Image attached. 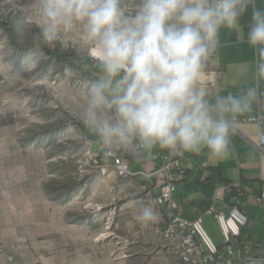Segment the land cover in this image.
<instances>
[{"label": "clouds", "instance_id": "clouds-1", "mask_svg": "<svg viewBox=\"0 0 264 264\" xmlns=\"http://www.w3.org/2000/svg\"><path fill=\"white\" fill-rule=\"evenodd\" d=\"M250 0H141L130 13L123 0H24L21 11L34 47L64 42L81 33L88 53L102 68L87 92L81 122L94 135L90 145L108 157L124 152L137 161L153 149L230 154L235 117L250 111L255 88L240 98L218 97L214 107L203 85L205 62L221 27L239 28ZM248 44L258 47L264 78V11L254 9ZM36 61L25 71L33 73ZM230 113L232 118H225ZM111 114V117L110 115ZM145 227L159 219L141 205Z\"/></svg>", "mask_w": 264, "mask_h": 264}, {"label": "rangeland", "instance_id": "rangeland-1", "mask_svg": "<svg viewBox=\"0 0 264 264\" xmlns=\"http://www.w3.org/2000/svg\"><path fill=\"white\" fill-rule=\"evenodd\" d=\"M23 3L0 0V247L16 255L11 264H170L172 250L143 240L118 205L91 202L96 182L81 173L89 148L81 113L93 83L85 72L102 68L79 32L34 47ZM82 59L80 68L70 62ZM31 61L33 73L25 71ZM202 227L223 245L217 223L206 219Z\"/></svg>", "mask_w": 264, "mask_h": 264}, {"label": "crops", "instance_id": "crops-1", "mask_svg": "<svg viewBox=\"0 0 264 264\" xmlns=\"http://www.w3.org/2000/svg\"><path fill=\"white\" fill-rule=\"evenodd\" d=\"M254 9L264 11V0H250L248 9L239 17V28L221 27L219 29L217 48L211 51L204 68L208 80L203 87L207 90L206 100L212 107L215 106L218 97L232 95L240 98L252 88H255L257 92L250 111L235 117V130L230 133V154L225 158H220L207 149L200 153H190L182 150L170 152L156 147L153 149V156L160 155L176 159L183 155L182 165L186 180L178 184L174 196V201L178 206L176 215L181 220L191 224L201 219L203 226L206 219H212L220 228L215 215L209 212L213 209L216 214L220 213L228 217L233 208L238 207L249 219L243 231L242 242L259 251L264 250V203L259 202L264 190V153L259 149L258 127L244 123V120L249 118L264 117V78L259 77L257 70L258 47L248 44V32L252 24ZM213 52L217 53V58H211ZM100 74L102 75V72ZM225 118L231 119L232 116L230 113H225ZM83 134L88 137V146L92 154L101 156L102 160H105L103 165H112L111 160L95 153V148L90 145V142L95 141L94 135L86 132ZM117 154L129 163L133 174H150L160 167L161 162L152 161V158L140 162L127 153L117 152ZM135 161L140 164V168L133 170L132 165ZM79 175L82 180V175ZM85 176L93 178L96 182L95 190L90 196L92 203L96 206H103L99 204L98 198H106L104 206L111 210L118 205L120 218L126 219L127 225H136V233L144 235L143 240L154 245L164 244L160 238L155 237L149 231L150 225L154 223L145 227L136 219L141 205L152 206V200L159 196L160 188L155 182L147 181L142 177L133 181H120L113 170H110L107 176L92 172ZM10 181L13 186L10 191L16 193L15 180L11 176ZM144 187L148 188L147 192L143 191ZM223 187L232 188V191L226 194L223 202L214 203L217 190ZM1 240L3 238L0 230V245ZM224 244L225 240L219 248H223ZM9 255L16 256L14 253ZM169 261L170 264H182L174 255L169 256ZM0 264H11L9 258L1 252Z\"/></svg>", "mask_w": 264, "mask_h": 264}, {"label": "built area", "instance_id": "built-area-1", "mask_svg": "<svg viewBox=\"0 0 264 264\" xmlns=\"http://www.w3.org/2000/svg\"><path fill=\"white\" fill-rule=\"evenodd\" d=\"M123 3L130 13H134L141 0H123ZM217 57V53L211 54L212 59ZM244 123L258 127L260 132L259 149L264 153V117L249 118L244 120ZM105 158L111 160L112 165H103L101 156L92 154L88 148L86 156L88 169L84 171V167H81V173L92 172L107 176L110 170H113L120 181H133L142 177L147 181L155 182L156 186L160 188V194L152 200V207L157 211L159 219L152 224L153 227H149V231L155 237L160 238L182 264H264V250H254L251 245L247 246L242 242L243 231L246 229L249 219L240 208H233L228 217L220 213L216 214L213 209L209 212L215 215L219 222L225 240L223 248L217 247L211 241L202 227L201 219L190 224L176 215L178 206L174 201V196L178 184L186 180L182 165L183 155L176 159L154 155L152 161L161 163L159 169L150 174L131 173L129 163L117 152ZM142 189L144 192L148 191L147 187ZM231 191L232 188L228 187L218 189L214 203L223 202L226 194ZM259 202L264 203V190ZM0 252L9 258L10 263L14 262V257L7 255L4 248Z\"/></svg>", "mask_w": 264, "mask_h": 264}, {"label": "trees", "instance_id": "trees-1", "mask_svg": "<svg viewBox=\"0 0 264 264\" xmlns=\"http://www.w3.org/2000/svg\"><path fill=\"white\" fill-rule=\"evenodd\" d=\"M47 53L49 54V55H51V56H53V57H56V58H59V60H62V57H60V56H58V52L57 51H47ZM68 60L69 59H72L70 56H65ZM70 62L72 63V66L73 67H78V68H80L81 67V65L83 66V65H87V60L86 59H82V60H80V61H78V62H73V61H71L70 60ZM83 71V70H82ZM84 72V71H83ZM87 75H89L90 76V80L92 81V82H94L99 76H100V71H96V70H88V71H86L85 72ZM96 75H98V77H96ZM84 130V132H86V133H90L89 131H88V129L87 128H84L83 129ZM101 161H102V163L104 162L105 163V160H102L101 159Z\"/></svg>", "mask_w": 264, "mask_h": 264}]
</instances>
